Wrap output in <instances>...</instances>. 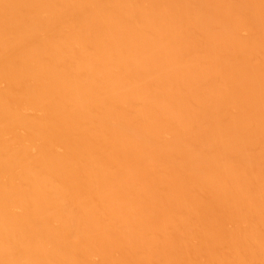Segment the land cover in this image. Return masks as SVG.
<instances>
[{
  "label": "bare ground",
  "instance_id": "obj_1",
  "mask_svg": "<svg viewBox=\"0 0 264 264\" xmlns=\"http://www.w3.org/2000/svg\"><path fill=\"white\" fill-rule=\"evenodd\" d=\"M0 264H264V0H0Z\"/></svg>",
  "mask_w": 264,
  "mask_h": 264
}]
</instances>
